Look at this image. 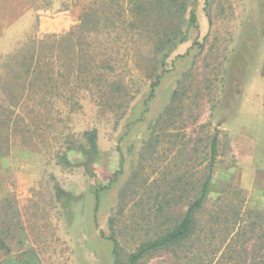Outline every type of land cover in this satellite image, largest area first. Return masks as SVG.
I'll use <instances>...</instances> for the list:
<instances>
[{"label":"rangeland","instance_id":"374dc122","mask_svg":"<svg viewBox=\"0 0 264 264\" xmlns=\"http://www.w3.org/2000/svg\"><path fill=\"white\" fill-rule=\"evenodd\" d=\"M137 1L0 0V264H129L140 243L182 218L214 137V186L195 233L138 264H264V0H164L185 2L184 14L165 20L188 38L158 69L151 98L155 30L121 29L131 21L124 8ZM82 13L100 17V33L79 31L54 54L69 45L76 67L97 60L135 95L76 87L57 76L70 63L37 84L34 66L21 63L29 43L38 54ZM45 22L63 28L48 31ZM93 128L97 156L68 149L69 134L86 143Z\"/></svg>","mask_w":264,"mask_h":264},{"label":"trees","instance_id":"16d2710c","mask_svg":"<svg viewBox=\"0 0 264 264\" xmlns=\"http://www.w3.org/2000/svg\"><path fill=\"white\" fill-rule=\"evenodd\" d=\"M164 0H138L132 6L124 10L128 11V15L131 16V21L128 23L123 21V26L121 29L128 31H145L154 29L156 34L155 42L157 44L158 53L154 57L155 65H152V73L149 74V78H155V81L150 85L151 91L149 98L154 94L156 86L160 83L161 73H158V69L163 68L166 64V60L171 54V52L181 43L186 41L188 35H186L178 25L173 22L167 24L166 18H173L177 13L184 14L186 12L185 2H182L178 7L176 5H165ZM94 14H98L96 11ZM93 17V16H92ZM152 17V18H151ZM116 16L108 12V24L110 26H116ZM164 18V19H163ZM190 23L196 25L195 15H191ZM88 32L85 35H89L92 32L95 34L100 33V17L92 18L88 21L86 14L82 13L80 17V23L74 26L72 30L65 33L63 36L58 37L56 35H49L47 38H51V44H39L40 51L38 54L28 52L30 49L36 50V41L29 43L24 49L21 55V63L29 67L34 66V80L36 83L46 84L54 79L53 71L55 66H62L64 63H70L67 70L62 68L57 71V76H66L67 81H73L76 83L84 82L86 86H99L104 88L107 85L111 93H120L122 97H128V94L135 95L136 92L131 93L127 88L123 86L124 79L122 75L107 73L98 70V65L100 63L95 61H85L84 63L79 64V67H76L75 55L71 54L69 58L70 46L64 45L58 49L59 53L54 54L55 50L58 48L56 43H71L74 35L77 32ZM84 34V33H83ZM124 48V46H121ZM75 49V47H73ZM70 50V51H68ZM47 51L48 53H45ZM68 54V55H67ZM53 55H55V60H53ZM67 55V56H66ZM36 59V60H35ZM61 60L60 63L58 61ZM94 62V64H92ZM28 67L27 71L31 70ZM122 80V81H121ZM33 82V81H31ZM34 83V85H37ZM33 84V83H32ZM92 84V85H91ZM74 85V86H75ZM130 100V99H129ZM86 143L81 142L76 138L74 134H69L66 138V144L69 150H75L76 152L82 153L89 160H92L95 156L99 154L98 147V130L93 128L86 130L84 132ZM1 139V136H0ZM211 159L207 167V175L205 179L199 184L196 190L195 198L189 200L186 205L187 208L183 213V216L178 220L174 225L168 226L166 229L162 230L152 239L143 241L140 243L136 250L129 256V264H138L142 259H144L148 254H151L160 250H170L178 245H181L183 242L187 241L195 233L198 223H199V214L207 208V203L210 193L213 191V166L218 154L217 150V137H214L211 146ZM61 161L70 165L71 160L67 154L61 156ZM107 187V186H106ZM105 187V188H106ZM104 188V187H103ZM224 206H219V209H222ZM113 220H111V224ZM114 242V253L119 255V250L117 248V240L115 236H110ZM119 257V256H117ZM25 264H40L38 260L26 261ZM115 264H123L118 258L115 261Z\"/></svg>","mask_w":264,"mask_h":264},{"label":"crops","instance_id":"0c3cea01","mask_svg":"<svg viewBox=\"0 0 264 264\" xmlns=\"http://www.w3.org/2000/svg\"><path fill=\"white\" fill-rule=\"evenodd\" d=\"M46 23V22H45ZM50 23V22H49ZM47 25H42V27H43V29H46V30H48V31H51L52 30V28L55 26V25H51V24H54V23H52L51 22V24L49 25L48 23H46ZM70 24H72V20L71 19H69L68 20V22H66V24H64L63 26H65V28H68V26L70 25ZM51 26H53V27H51ZM55 29H53V30H58V29H61V28H63V27H54Z\"/></svg>","mask_w":264,"mask_h":264}]
</instances>
